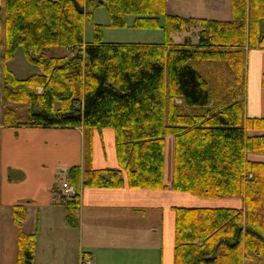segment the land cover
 <instances>
[{"label":"trees","instance_id":"1","mask_svg":"<svg viewBox=\"0 0 264 264\" xmlns=\"http://www.w3.org/2000/svg\"><path fill=\"white\" fill-rule=\"evenodd\" d=\"M107 26L162 29L158 43L110 42ZM230 20L184 17L167 0H0V104L8 125L85 128L90 162L94 130L110 127L120 167L72 166L74 198L61 196L77 226L83 187L162 189L166 140L173 138L170 186L202 198L243 197L244 206L175 207L174 264H264V117H246L247 47L264 48V0H231ZM93 39L85 41V21ZM198 29L180 43L173 34ZM54 46L71 55L48 56ZM19 48L41 72L19 78L8 62ZM75 51V52H74ZM41 87V90H39ZM18 104L25 105L20 113ZM24 204L13 206L22 226ZM16 264H34L36 233L20 231Z\"/></svg>","mask_w":264,"mask_h":264},{"label":"crops","instance_id":"2","mask_svg":"<svg viewBox=\"0 0 264 264\" xmlns=\"http://www.w3.org/2000/svg\"><path fill=\"white\" fill-rule=\"evenodd\" d=\"M167 11L180 15L170 8L168 0ZM244 100L246 117H264V48L259 46L247 47ZM248 134H264V129L248 130ZM170 141L172 171V137ZM168 153L166 140L165 188H132L124 170L122 187L81 185L76 212L78 225L73 226L66 218L68 211L62 204L61 188L53 185L54 177L64 168V181H68L72 166L80 165L84 172L89 163L94 168L120 167L114 129L94 130L88 162L83 125H8L2 119L0 264H16L21 230L36 233L34 264H86L82 263L83 258H91L92 264H174L175 207L187 206L180 204L181 198L202 197L171 188ZM247 156L251 160L264 161L262 153L248 152ZM220 199H225L222 201L225 203L204 200L206 203L188 207L244 206L243 197ZM15 204H24L27 208V217L21 227L13 219Z\"/></svg>","mask_w":264,"mask_h":264},{"label":"rangeland","instance_id":"3","mask_svg":"<svg viewBox=\"0 0 264 264\" xmlns=\"http://www.w3.org/2000/svg\"><path fill=\"white\" fill-rule=\"evenodd\" d=\"M170 8L179 13L182 16H197L206 18H215L219 20H230L232 18L231 13V0H168ZM2 4H5V0H2ZM94 21L98 23H105L110 21L108 11L105 6H99L94 10ZM133 16H128L129 23L132 22ZM198 29L184 30L182 33H175L172 37L175 42H182L186 36H191L194 40L197 39ZM93 24L91 21H86L85 27V40L91 41L93 39ZM103 39L105 41H119V42H160L165 39V34L161 29H138L132 26L123 28H115L110 26L104 27ZM75 52V51H74ZM48 56H60V55H71V51L68 48L62 46H54L46 51ZM10 69H12L19 78H25L33 73L41 72L40 68L31 63L23 48H19L14 54L12 60L8 62ZM3 78V73L0 71V80ZM41 90V87H39ZM20 113L25 110V105L18 104ZM3 119V106L0 104V122ZM170 138H167V148L169 150L168 155V172L171 171V157L172 147ZM170 143V146H169ZM65 180V169L60 168L57 175L54 177L53 185H57L61 188L62 183ZM204 200H214L213 203H225L222 202L225 199H212V198H196L186 197L181 198V205H195L196 203H206ZM225 205V204H224ZM18 244V241H17Z\"/></svg>","mask_w":264,"mask_h":264},{"label":"built area","instance_id":"4","mask_svg":"<svg viewBox=\"0 0 264 264\" xmlns=\"http://www.w3.org/2000/svg\"><path fill=\"white\" fill-rule=\"evenodd\" d=\"M62 194L69 198H74L78 194L77 188L68 181H64L61 186ZM82 263L92 264L91 258H83Z\"/></svg>","mask_w":264,"mask_h":264}]
</instances>
